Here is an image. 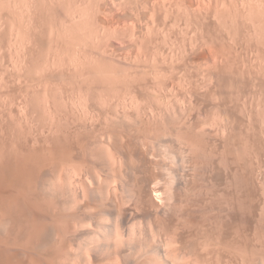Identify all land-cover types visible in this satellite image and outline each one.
I'll return each instance as SVG.
<instances>
[{"label": "rangeland", "instance_id": "374dc122", "mask_svg": "<svg viewBox=\"0 0 264 264\" xmlns=\"http://www.w3.org/2000/svg\"><path fill=\"white\" fill-rule=\"evenodd\" d=\"M6 151L13 155L10 157ZM0 153V160L5 155L0 164L5 159L7 166L10 161L17 169L25 162L18 171L9 166L12 174L33 163L30 168L34 171L28 168L29 174L37 176L39 170L45 182L47 176L57 173V167L58 178L49 180L56 181L63 175L69 180L65 184L87 185L90 190L85 187L86 191L91 194L86 200L92 198L90 205L94 206L87 204L100 212L90 210L95 212L93 220L102 216L103 222L94 220L97 225L103 227L113 215H119L121 221L137 212L133 220L126 219L130 224L121 221L126 225L122 226L126 236L135 224L134 234L141 233V241L148 240L147 246L139 241L143 249L136 246L139 238H135L136 244L135 239L130 241L133 254L139 249L143 253L148 247V254H141L144 257L139 256L135 262H141L137 264H145L147 256L149 261L152 250L163 258L157 262L174 263L165 258V249L171 247L165 245L176 239L171 227L183 224H199L192 232L186 230L191 227L188 225L186 229L177 228L181 231L176 233L180 238L175 244L181 241V247L173 244L176 249L171 247L169 252L183 255L180 261L184 264H264V0H0ZM63 158L64 162L59 161ZM47 164L50 171L42 168L48 169ZM85 169L91 172L96 186L100 177L110 185L118 184L116 190L123 191H118L121 196L126 191L125 199L117 198L116 190L112 192L103 181L98 186L111 190L102 192L105 190L99 187L101 191H95L98 196L93 195L98 186L82 182L90 177ZM115 169H122L125 177ZM80 170L85 174L81 175ZM23 174L32 180L33 175L28 178ZM63 179L56 182L64 184ZM135 181L136 188L147 193L145 196L136 191ZM122 183H132L129 188L132 193L136 189L139 201L143 202L141 197L148 200L152 192L151 198L161 207L166 206L157 213L159 206L151 199L154 210L145 202L139 203L145 206L140 208L138 201L135 203L136 194L129 193L131 190ZM80 184L73 190L82 189ZM185 185L200 192L197 195L193 191L197 196L194 198L203 201L194 199V194L184 190ZM182 190L193 198L188 209L184 203L188 197ZM101 193H110L111 197L107 194L106 199H100ZM180 193L186 199L179 208L186 211L181 209L184 214L179 215L175 208L182 202ZM125 195L134 202L129 200L134 207L132 216L129 205L128 209L122 207L125 217L117 205L127 200ZM107 199V203H100ZM86 200L81 206L87 205ZM113 201L118 207H109ZM94 203L99 204L96 207ZM192 203L199 204L198 209ZM208 209H215L216 217ZM104 210L112 216L106 217L109 215L102 213ZM154 212L160 215L159 226ZM175 213L186 216L188 222ZM114 218L111 220L118 222ZM112 221L104 228L111 225V229ZM128 224L131 226L127 230ZM159 232L160 245L151 246ZM162 232H170L173 242L167 234L162 237ZM237 232L243 237L237 238ZM166 241L168 244H161ZM126 250L124 253H128Z\"/></svg>", "mask_w": 264, "mask_h": 264}, {"label": "bare ground", "instance_id": "6f19581e", "mask_svg": "<svg viewBox=\"0 0 264 264\" xmlns=\"http://www.w3.org/2000/svg\"><path fill=\"white\" fill-rule=\"evenodd\" d=\"M17 142H19V141H17ZM80 142V141H79ZM19 145H21L20 144V142H19V144H18V146ZM17 147V146H16ZM83 149H85V151H86V148H84V146H81ZM17 148H19V147H17ZM17 148H14V150H16ZM20 148H22V147H20ZM19 148V149H20ZM10 149V148H9ZM5 150H8V149H5ZM10 150H12V149H10ZM27 150V149H26ZM16 151H19V150H16ZM20 151H23L22 149H20ZM25 151V150H24ZM63 151V150H62ZM182 151V150H181ZM197 151H198V149H197ZM10 152H14V151H10ZM195 152V151H194ZM193 152V153H194ZM198 152H200V150L198 151ZM2 153H4V152H2ZM5 153H9L8 151H6ZM21 153V152H20ZM23 153V152H22ZM69 153L71 154V152L69 151ZM181 153V152H180ZM193 153H192V155H193ZM201 153V152H200ZM10 155V157L13 155L12 153H9ZM16 154V153H15ZM14 154V156H16ZM24 155H25V153H23ZM62 154V153H61ZM66 154H68V153H66ZM65 154V152H64V155H66ZM181 154H184V152L183 153H181ZM0 155H1V153H0ZM19 156H20V154H18ZM28 155V154H27ZM64 155H62V156H64ZM69 155V154H68ZM201 154H199V156H200ZM9 156H8V154H7V156H6V158H7V160H9L8 158H9ZM22 156V155H21ZM20 156V157H21ZM29 156V155H28ZM59 156H60V153H59ZM67 156V155H66ZM65 156V158H67ZM181 156V155H180ZM185 156V155H184ZM184 156H183V160L184 159H186V156H185V158H184ZM195 156V155H194ZM1 157V156H0ZM31 157V156H30ZM70 157H73V156H70ZM70 157H68V158H70ZM193 157V156H192ZM197 157H198V153H197ZM3 158H5V155H4V157H2V159ZM15 158V157H14ZM88 158V157H87ZM182 158V157H181ZM180 158V159H181ZM1 159V160H2ZM18 159V158H17ZM22 159V158H21ZM21 159H20V161H21ZM27 159H28V157H27ZM31 158H29V160H30ZM113 159V158H112ZM0 160V161H1ZM5 160V159H4ZM4 160L2 161V163L0 164V264H121V261L120 260H122V262H123V264H137V263H140L141 261H139V262H135V261H138V259H140L139 258V256L140 257H144L143 255L145 254H148L147 252H148V250H145V248H147L148 249V247H146L147 245H146V243H148V240L146 241L145 240V238L143 239V241H141L142 240V238H143V236L141 235V233H137V234H139V235H137V234H134L135 233V224L133 225L132 224V222L134 223V221H132L131 222V224H132V226H134V229L132 230V226L131 225H129L130 223L129 222H127L128 220H126V219H129L130 221L131 220H133L134 218H135V216H136V213L137 212H135V215H134V217H131V218H133V219H131V218H124L125 216V213H126V211H125V213L123 212V208H127L128 209V207L130 206V201H132V200H134L135 198H133L132 197V195H133V193H135L136 194V192H135V190L136 191H138L139 192V194H142L141 196H143L144 194H147V193H145V192H142L140 189V187L138 188V186H137V188H136V182L137 181H135V188H133L134 189V192L132 193V190H131V188H129V186H131V187H133V185H127L128 184V180L126 181L127 182V184L126 183H122V185L123 184H126L127 186H128V188H126L127 190L129 189V190H131L129 193H131V194H129L128 192V194H129V197L131 196L132 198H129L128 199V195L126 196L127 197V200L129 201H127V200H124L125 199V197H124V194H126L125 192H124V194H123V196H121L120 194H122V192L118 189V190H116L117 188L115 187V186H117L118 184H116L115 182H113V183H115L116 185L114 186V185H110V182L109 183H107L106 181H103V179H105V178H103L102 180H101V177H100V179H98V177L97 178H95V179H98V181H97V186H98V182H99V185H102V184H104L105 182V184L104 185H106V184H108L107 186L109 187V185L111 186V189L110 188H108V189H110L112 192H114V190H116L115 191V193L114 194H119V192L118 191H120L121 193L119 194V195H117V198H118V196H120V199H122L123 197H124V199L122 200V201H124V202H121V200H118V201H120L121 203H123V205H126L127 203H129V204H127L126 205V207H124L123 205L122 206H120L121 205V203H116L117 201L114 199V201H116V202H114L113 201V203H111L110 202V204H109V202H108V204L110 205H108V204H106V205H108L109 207H112L113 205H114V203H116L118 206H119V211H122L123 212V214L121 213V215H123L124 217H122V218H124V220H121V221H126V223H129L128 225V227H127V230L129 229V227L131 228L130 230H128V231H130V234H132L133 233V235H131V236H133V237H131L130 236V234L128 235L127 234V236L125 235V233H124V230H125V228L124 227H126V225L123 223V222H121L118 218L119 217H117V216H119V215H116V216H112V214H108L107 212L105 213V210H104V212H102V213H105V214H107V215H109V216H106V217H108V218H110L111 216L114 218V217H116L117 218V220H118V222H113L111 219H113V218H111V219H109L108 221H107V218L104 216V214H103V217H105V219H106V221H107V223H105L104 224V226L102 227L101 226V223H100V225H99V223H98V225H97V223H95V221L94 220H96L97 218L99 219V222L100 221H102L103 222V220H100V219H102V216H101V218H99L100 216H97L100 212L99 211H97V208H95V210L98 212V214L97 215H95V216H97V218L96 219H94L93 220V217H94V214H95V212L94 213H90V210H94V208H90L89 207V205L90 204H93V203H91L92 201H91V199L90 200H86L87 199V195H90L91 193H90V191H86L87 189H89L88 187H86V186H84L85 184L84 183H82V185L80 184V186H81V188L82 189H79V190H73V189H75V187L77 188H80L78 185V181L75 183V184H78L77 186L76 185H73L72 183H69L68 182V184H65V183H67V181H69L68 180V178H66L65 180L62 178V176L61 177H59V179H56V181L57 180H61V179H63L64 181V184H62V180L61 181H59V183H57L55 180H49L50 178L49 177H53L54 178V176L58 173V170H57V167H56V174L54 175V176H52L51 175V173H50V175L51 176H47V181L45 182V180H43L44 178H42V177H39V176H41V175H39V170L38 169H40L38 166V169H37V167H36V169L38 170V173H35V174H38L37 176L36 175H34L32 172H31V175H33V178H32V180L30 179V180H28V179H26V178H24L25 176H22V174H23V172L24 173H26V170L28 169V168H30V165L31 164H33V163H31L29 166L27 165V168L26 169H22V171H19V172H22L21 173V175L19 176V172H15L16 173V175L15 174H12L13 172L11 171V169H10V167L9 166H11L10 165V163L11 164H13L12 162H10V161H8L7 162V164H8V166L4 163ZM12 161H14L13 160V158L11 159ZM28 160V161H29ZM54 160V159H53ZM53 160H51V161H53ZM61 160V162H64V161H62V160H64V158L63 159H59V161ZM68 160V159H67ZM73 161H74V158L72 159ZM92 160V159H91ZM95 160V159H94ZM94 160H92L93 161V163H94ZM6 161V160H5ZM46 161V160H45ZM44 161V162H45ZM47 161H49L48 159H47ZM58 161V162H59ZM73 161H71V162H73ZM86 161H88V160H85V162ZM113 161H114V159H113ZM27 162V161H26ZM31 162V161H30ZM33 162V161H32ZM36 162V161H35ZM34 162V163H35ZM69 162H70V159H69ZM98 162V161H97ZM96 162V163H97ZM123 162V161H122ZM184 162V161H183ZM4 163V164H3ZM14 163H15V161H14ZM23 163H25V162H23ZM22 162H21V164H23ZM38 163H39V161H38ZM37 163V164H38ZM41 163V162H40ZM46 163V162H45ZM45 163H43V164H45ZM66 163H68V161H66ZM88 163V162H87ZM87 163L85 164V165H87ZM91 162L89 161V163H88V165L90 164ZM99 163V162H98ZM101 163V162H100ZM115 163V161L113 162V164ZM185 163H186V161H185ZM184 163V164H185ZM16 164V163H15ZM20 164V163H19ZM21 164L20 165H18V167H17V169L19 170V169H21ZM26 164H29V162L28 163H26ZM36 164V165H37ZM42 164V163H41ZM55 164V163H54ZM60 164V163H59ZM95 164V163H94ZM116 164V163H115ZM121 164V163H120ZM183 163H182V165H184ZM39 165V164H38ZM48 165L49 164H47V168H48ZM58 165V164H57ZM56 165V166H57ZM61 165V164H60ZM59 165V166H60ZM66 165V164H65ZM87 165V166H88ZM102 165V164H101ZM119 165V164H118ZM121 165H123V163L121 164ZM20 166V167H19ZM25 167H26V165H24ZM23 166V167H24ZM31 166H33V165H31ZM46 166V164L44 165V167ZM52 166V165H51ZM92 166V165H91ZM94 166V165H93ZM105 166V165H104ZM114 166H116V165H114ZM196 166V165H195ZM13 167V171L15 170H17L16 169V165H15V167H14V165H12L11 166V168ZM44 167H42L43 169H44V171L45 170H48V171H50L49 170V168L48 169H46V168H44ZM85 167V166H84ZM119 166H116V168H118ZM123 167H124V165H123ZM123 167H119V168H123ZM182 167V166H181ZM185 167H186V165H185ZM183 168V169H186V168H188V167H186V168ZM34 168V167H33ZM53 168V167H52ZM66 168H68V167H66ZM81 168V167H80ZM89 168V167H88ZM87 168V169H88ZM115 168V167H114ZM30 169H32V168H30ZM83 169V168H82ZM87 169H85L86 171H87ZM90 169H92V168H90ZM17 170V171H18ZM23 170H25V171H23ZM33 170V169H32ZM63 170H65V169H63ZM89 170V169H88ZM93 170V169H92ZM91 170V171H92ZM116 170V169H115ZM121 170L122 169H119V172H121ZM195 170H196V168H195ZM29 171V169L27 170V172ZM34 171V170H33ZM42 171V170H41ZM118 170H116V172H117ZM123 171V170H122ZM177 171V170H176ZM30 172V171H29ZM29 172H28V174H29ZM60 172V171H59ZM81 172H83L82 170H80V174H81ZM88 172H90V171H87L86 173L88 174ZM94 172V170L92 171V173ZM119 172H117V174L119 173ZM174 172V171H173ZM173 172H172V174H173ZM184 172V171H183ZM63 173V172H62ZM115 173V172H114ZM45 174V173H44ZM49 173H47V175H48ZM52 174H54V173H52ZM82 174H85V171L82 173ZM81 174V175H82ZM86 174V176H89L90 174H91V172L89 173V175H87ZM116 174V173H115ZM117 174H116V177H117ZM121 174H122V172H121ZM181 174V173H180ZM183 174V173H182ZM184 174H186V173H184ZM23 175H26V177L28 176V178H30V174L29 175H27V173L26 174H23ZM79 175V174H78ZM119 175H120V173H119ZM126 175V174H125ZM35 176V177H34ZM56 176H59V173H58V175H56ZM55 176V178H58V177H56ZM112 176H113V174H112ZM122 176H124L123 174H122ZM177 176V175H176ZM92 177H93V175H92ZM119 177H121V176H119ZM125 177V176H124ZM162 177V176H161ZM166 177V176H165ZM165 177H163V178H165ZM46 178V177H45ZM52 178V179H53ZM61 178V179H60ZM88 179L89 178H91V175H90V177H87ZM115 178V177H114ZM123 178V177H122ZM121 178V179H122ZM126 178H128V177H126ZM157 178V177H156ZM163 178H160V179H158V180H161V179H163ZM183 179L182 180H186V179H184L185 177L183 176L182 177ZM41 179V180H40ZM81 179V177H79V179L78 180H80ZM84 179H86V177H84ZM84 180V181H82V182H86V181H91V182H93L94 183V180H93V178H91V180ZM121 179H119V181L121 180ZM155 179V178H154ZM42 180L44 181L43 183H41V185H40V182H42ZM100 180V181H99ZM106 180V179H105ZM110 180V179H109ZM123 180V179H122ZM124 180H125V178H124ZM130 180V179H129ZM164 180V179H163ZM181 179H180V181H182ZM104 183H103V182ZM107 181H108V179H107ZM112 181V180H111ZM114 181V180H113ZM166 181V180H165ZM71 182V181H70ZM91 182H86V183H88V184H91ZM95 182H96V180H95ZM133 182V181H132ZM161 182H163V181H161ZM167 183L169 182V181H166ZM182 182H184V181H182ZM190 183H189V185H191V180L189 181ZM194 182V181H193ZM92 183V184H93ZM101 183V184H100ZM112 183V182H111ZM119 183V182H118ZM188 184V182H184V184ZM195 183V182H194ZM120 184V183H119ZM175 184V183H174ZM65 185H68V186H65ZM72 185L74 186V188L72 187ZM94 185H95V183H94ZM94 185H92V186H94ZM189 185H185L183 188H184V190L185 191H190L189 193H191L192 195L195 193V191L192 189V187L190 186L189 187ZM89 186V185H88ZM96 185H95V187H97ZM107 186H98L97 187V190L96 189H93L94 191L92 192V193H94L95 191H98V189H99V187L101 188V187H107ZM174 186H176V185H174ZM181 186H183V185H181ZM180 186V187H181ZM195 186V185H194ZM87 189H86V188ZM90 187V186H89ZM112 187H115L114 189L112 188ZM118 187H121V184L118 186ZM125 187V186H124ZM165 187H166V185H165ZM186 187V188H185ZM187 187H189L188 189H187ZM196 187V186H195ZM92 188V187H91ZM103 188H101V190H105V191H102V192H106L107 190H106V188L105 189H103ZM122 189H123V186H122ZM190 189H192V190H190ZM81 190V191H80ZM90 190V189H89ZM92 190V189H91ZM101 190H99L98 192H100ZM140 190V191H139ZM184 190H182V191H184ZM111 191H109L111 194H112V196H113V193L111 192ZM179 191V190H178ZM185 191H184V194L183 195H185L186 193H185ZM192 191V192H191ZM193 191H194V193H193ZM199 191V190H198ZM108 192V191H107ZM141 192V193H140ZM156 192V191H155ZM177 192V191H176ZM88 193H90V194H88ZM97 192H95L93 195H95ZM109 193V194H110ZM189 193H188V195H189ZM200 192H198V194H199ZM68 194L69 195H72L74 198H73V200H72V197L71 198H69L68 197ZM108 194V193H107ZM106 193L104 194L105 196H108ZM111 194H110V197H111ZM138 194V193H137ZM137 194L135 195V197L137 196ZM150 194H152V192L150 193ZM150 194H148L149 195V197H147V199L148 200H146L145 199V197H141L142 199H143V202H142V200H140L139 201V199H140V195H138L137 197L138 198H136L135 199V203H137V201H138V203L137 204H139V203H147V204H144L145 206L146 205H148V207H150L152 210H154V208H156V207H152V205L153 204H155L156 203V205L158 204L156 201H155V198H151L152 196H150ZM181 194V198L182 199H180V197H179V199L182 201V202H180V204L182 203L183 204V201L186 199V200H188V201H184V203H186V208L188 209V207H190L189 205H191V204H189V203H191V201L189 202V200H193V198H194V196H196L195 194H197V193H195L194 195H193V198H192V196H186V198H185V196H183L182 197V193H180ZM197 194V195H198ZM67 195V196H66ZM97 196H98V194H96ZM148 195H146V196H148ZM175 195V194H174ZM65 196L66 197H68V199L67 198H65ZM100 196H102V197H99L100 199H102V198H104L105 196H103V194L101 193L100 194ZM145 196V195H144ZM153 196H154V194H153ZM177 196V195H176ZM157 197V196H156ZM190 197V198H189ZM197 197V196H196ZM195 197V198H196ZM201 197V196H200ZM98 198V199H99ZM109 198V197H108ZM115 198V197H114ZM194 198V199H195ZM212 198V197H211ZM213 198H215V197H213ZM69 199H71V200H69ZM80 199V200H79ZM95 200H96V197L94 198ZM100 199H99V201H100ZM104 199H106V197L104 198ZM110 199V198H109ZM109 199H107V200H103V202H102V200H101V204L102 203H104V202H106L107 203V201H109ZM132 199V200H131ZM138 199V200H137ZM145 199V200H144ZM150 199V200H149ZM151 199H154V201H155V203H154V201L152 202L151 201ZM197 199V198H196ZM201 198H199V199H197V200H200ZM216 199V198H215ZM86 200V202H85V205L87 204V202H88V206L86 205V206H81V204H83L84 203V201ZM112 200H113V198H112ZM196 200V201H197ZM202 200V199H201ZM205 200V199H204ZM210 201H212L213 199H209ZM209 200L207 201V202H209ZM81 203H80V202ZM89 201H90V203H89ZM98 201V202H99ZM125 201H127L126 202V204H124L125 203ZM147 201V202H146ZM151 201V202H150ZM195 201V200H194ZM203 201V200H202ZM202 201H200V202H202ZM215 201V200H214ZM133 202V201H132ZM149 202V203H148ZM178 202V201H177ZM204 202H206V200L204 201ZM204 202H202L201 204H202V206L201 207H203V204H204ZM213 202V201H212ZM217 202H219V201H217ZM217 202H216V206H217ZM96 203H97V201H96ZM134 203V202H133ZM150 203H151V205H150ZM165 203V202H164ZM179 203V202H178ZM193 203H199V202H193ZM192 203V204H193ZM214 203V202H213ZM220 203V202H219ZM95 204V203H94ZM99 204V203H98ZM98 204H95L96 205V207H97V205ZM111 204H112V206H111ZM115 204V205H116ZM120 204V205H119ZM137 204H134L135 206L137 205ZM162 204V203H161ZM177 204V203H176ZM178 205V206H176V210H177V208H178V210H177V213H179V215L180 214H184V213H181L182 212V210L181 209H183V207H181V209L179 208L180 206H183L182 204L181 205ZM207 204V203H206ZM209 204V203H208ZM104 205V204H103ZM114 205V206H115ZM116 205V206H117ZM129 205V206H128ZM133 205V204H132ZM140 205V204H139ZM143 205V204H142ZM143 205V206H144ZM150 205V206H149ZM173 205V204H172ZM187 205H188V207H187ZM193 205H196V204H193ZM193 205H192V207H193ZM199 205V204H198ZM198 205H196V209H198ZM90 206H94V205H90ZM107 206V207H108ZM117 206V207H118ZM128 206V207H127ZM143 206H141L140 205V208L142 207L143 209L145 208V206L143 207ZM157 206H159V207H157L156 209V211H157V213H158V211L159 210H162L165 206H166V203H165V206L164 207H161L160 206V203L157 205ZM209 206H212V203L209 205ZM218 206H220L219 204H218ZM98 207H103L102 209H106L107 207H104V206H101V205H99ZM109 207L107 208L108 209V212L110 211V209H109ZM123 207V208H122ZM161 207V209H159ZM184 207V208H185ZM191 207V208H192ZM200 207V206H199ZM99 208V209H100ZM116 208V207H115ZM120 208H121V210H120ZM129 208H131V206L129 207ZM137 208L139 209V207L137 206ZM185 208V209H186ZM204 208V207H203ZM205 208H208V206L206 207L205 206ZM211 208V207H210ZM214 208H216V210H217V207H214ZM98 209V210H99ZM101 209V210H102ZM106 209V210H107ZM112 209V208H111ZM118 209V208H117ZM132 209H134V207L133 208H131V210ZM135 209H136V207H135ZM138 209H136L135 211H138ZM172 209H173V206H172ZM175 209H173V210H175ZM179 209H180V212H178L179 211ZM201 209V208H200ZM199 209V210H200ZM211 209H213V206H212V208ZM124 210H126V209H124ZM140 211L142 210V209H139ZM151 210V211H152ZM184 210V209H183ZM202 210H204V209H202ZM209 210V209H208ZM215 210V209H214ZM213 210V212H212V210L210 211V213L212 212V213H216V210L214 211ZM117 211V210H116ZM118 211V212H119ZM186 210H184V212H185ZM197 211V210H196ZM208 211V212H209ZM113 212H115V211H113ZM112 211L111 212H109V213H113ZM117 212V213H118ZM133 212V210L130 212L131 213V215H129V216H132V214L134 213H132ZM175 212V211H174ZM203 212V211H202ZM204 212H205V210H204ZM204 212L201 214V212H200V214L201 215H203L204 214ZM102 213H101V215H102ZM116 213V212H115ZM114 213V214H115ZM116 213V214H117ZM154 213H156V212H154ZM156 213V214H157ZM159 213H160V211H159ZM177 213H175L176 214V216L178 215ZM206 213H207V211H206ZM210 213H207V214H210ZM214 213V216L216 215ZM92 214H93V216H92ZM119 214V213H118ZM127 214V213H126ZM129 214V213H128ZM138 214H139V211H138ZM175 214H174V216H175ZM178 215V216H179ZM213 215V214H212ZM129 216H126V217H129ZM158 216H160L159 214H157L156 215V217H158ZM184 216V215H183ZM204 216H205V214H204ZM179 217H181V216H179ZM216 217V216H215ZM95 218V217H94ZM116 218H114V219H116ZM182 218V217H181ZM180 218V219H181ZM184 218H185V220H186V216L185 217H183L182 218V220H184ZM104 219V220H105ZM120 219H121V217H120ZM179 219V218H178ZM94 221V223L96 224V225H94V223H92L93 221ZM116 220V221H117ZM156 220L158 221L159 220V217H158V219L156 218ZM155 220V221H156ZM184 220V221H185ZM189 220V219H188ZM109 221H112L114 224H112V227H111V229H109L110 228V226H106L107 228H104L105 227V225L106 224H110V222ZM115 221V220H114ZM119 221L122 223V225L119 223ZM179 221H181V220H179ZM178 220H177V222H178V225L179 224H181V222H179ZM184 221H182V224H183V222ZM96 222H98V221H96ZM105 222V221H104ZM109 222V223H108ZM159 222H161V223H159ZM159 222L157 223V225L158 224H162V221H161V218H160V220H159ZM176 222V223H177ZM188 222V221H187ZM186 221H185V223H187ZM163 223H165V222H163ZM176 223H175V226H176ZM189 223H191V224H195L194 222H189ZM124 224V225H123ZM197 224V223H196ZM114 225V226H113ZM164 225V224H163ZM188 224H185V226H184V224L182 225L183 227H185V229L188 227V226H191V227H189L188 229H186V230H191V231H189V232H192L193 230H194V228H196V226L198 225L199 226V224H197V225H193V227H192V225H188ZM122 226H124L123 227V229H122ZM159 226V225H158ZM157 226V227H158ZM166 226V225H165ZM169 226V225H168ZM180 226V225H179ZM178 226V227H179ZM182 226H180V227H182ZM187 226V227H186ZM113 227H114V229H113ZM160 227H162V226H160ZM160 227H158V228H160ZM171 227V226H170ZM173 227V226H172ZM171 227V229H173V232H171L170 231V228L168 229L172 234H174L176 237H174V235H172V234H170L169 235V233L167 234V233H165L164 235H169V237L168 236H165V240H167V237L170 239V237H172L173 236V238L175 239V241L173 242V240H172V238L170 239V240H172V242H173V244L174 245H176L175 243H177L176 241H177V239H179L180 237H178L177 235H176V233L178 234V231L180 230H178L177 228V226L176 227H174V228H176L175 230L177 231V232H175L174 231V228H172ZM179 227V228H180ZM183 227H182V229H183ZM165 228V227H164ZM191 228V229H190ZM199 228V227H198ZM198 228H196V229H198ZM160 229H163V228H160ZM193 229V230H192ZM195 229V230H196ZM98 230V231H97ZM163 230H165V229H163ZM167 230V229H166ZM165 230V231H166ZM133 231V232H132ZM181 231V230H180ZM196 231H198V230H196ZM196 231H194V233L196 232ZM100 232H102V236H101V234H100ZM132 232V233H131ZM161 232V231H160ZM160 232H159V237H157L156 239L157 240H155L154 239V237H152L154 240H155V242L156 243H150L151 244V246H152V244H154V245H160L159 243H157V241L158 240H161V237H160ZM175 232V233H174ZM187 232V231H186ZM239 232V231H238ZM237 232V235L239 234ZM113 234V235H111V234ZM241 233V232H240ZM99 234H100V236H99ZM183 234V233H182ZM135 235H137V236H135ZM141 235V236H140ZM157 235V233H155L154 234V236H156ZM157 235V236H158ZM163 235V232H162V237L164 236ZM172 235V236H171ZM179 235V234H178ZM236 235V234H235ZM241 234H239V236L237 237V236H234V237H237V238H239L240 239V237L243 235H241ZM131 238H130V237ZM135 236V237H134ZM138 236H140V237H142L141 239L138 237ZM127 237V238H126ZM178 237V238H177ZM243 237V236H242ZM241 237V238H242ZM135 238H139L137 241H138V243H137V241H136V239ZM110 239H112L111 241H110ZM125 239H128V242H127V240H125ZM132 239H135L134 240V242H133V244H136V246L138 245V247L140 248V246H141V249H143L142 248V246H144V245H146L145 246V248H144V251H146V252H144L143 251V253H139V252H142V250L140 251V249H139V251H137L138 253L136 254L135 252H134V254H133V251H135V250H131L132 248V245H130V244H132L131 242H132ZM167 240V241H169L170 243H171V241L170 240ZM185 240V239H184ZM110 242L109 243V245H105V243H102V242ZM114 241V242H113ZM131 241V242H130ZM135 241H136V243H135ZM139 241H141V242H143V243H145L144 245H143V243H142V245L140 244L139 245ZM146 241V242H145ZM163 241H164V239H163ZM165 242V243H161L162 245L163 244H168V242ZM113 242V243H112ZM158 242H161V241H158ZM181 242V241H180ZM179 242V244H181ZM184 241H182V243H183ZM104 244V245H103ZM112 244V245H111ZM172 243L171 244H168V245H165V247H168V246H174ZM176 245V247L177 246H179V247H181L180 245ZM123 245H125V248L127 249H129L128 250V253H124L125 251L127 252V250L124 248V246ZM149 245V244H148ZM153 245V246H154ZM151 246H149L150 247V250H152L151 249ZM183 246V245H182ZM138 247H135V248H138ZM155 247H157V246H155ZM164 247V248H165ZM171 247H169L168 248V250H166L165 249V254H164V256H165V258L166 259H169L170 258V260L169 261H171V259L174 261V263H178V264H181L182 263V260L180 261V259H182L183 258V255H182V257H180V255H179V257H177L178 256V254H177V252H175L176 254H177V256H176V254H174L175 256H173L171 253H172V251H171V253L169 252L170 251V249H171ZM175 247V246H174ZM174 247H172V248H174ZM178 247V248H179ZM123 248L125 249V251H123ZM158 248V247H157ZM183 248V247H182ZM133 249H134V246H133ZM174 249H176V248H174ZM181 249V248H180ZM136 250H138V249H136ZM149 250V251H150ZM172 250V249H171ZM175 251V250H174ZM152 256H150V258L152 257L153 259H151V261H150V258H149V261H148V256L146 257L147 259H144V262H145V260H147V262H145V264L146 263H149V264H163L162 262H164V261H160L161 263H159V262H157L158 260H161V254L159 253V252H157V251H150L149 252ZM138 254H140V255H138ZM141 254H143V255H141ZM94 255H95V257H94ZM135 255H138V256H136V259L134 260L133 259V257L135 256ZM184 257H185V255H184ZM130 258H132V259H130ZM163 259V258H162ZM185 259V258H184ZM183 259V260H184ZM186 259H187V257H186ZM142 260V259H141ZM195 260V259H194ZM120 261V262H119ZM143 261V260H142ZM187 261L189 262L190 261V259H187ZM186 260H184L183 262H187ZM191 262V261H190ZM194 262H197V263H194ZM194 262H192L193 264H200L199 263V261H194ZM201 262V264H202V261H200ZM244 263H245V261H243ZM174 263H172V264H174ZM244 263H242V264H244ZM144 264V263H143ZM182 264H184V263H182ZM188 264V263H187ZM190 264V263H189Z\"/></svg>", "mask_w": 264, "mask_h": 264}]
</instances>
